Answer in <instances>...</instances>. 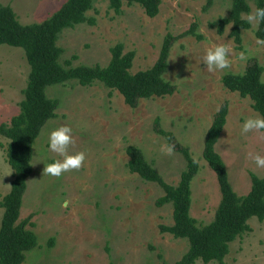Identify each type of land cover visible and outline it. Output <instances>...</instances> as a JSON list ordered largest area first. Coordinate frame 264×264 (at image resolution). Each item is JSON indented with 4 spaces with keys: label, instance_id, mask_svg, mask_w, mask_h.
Returning <instances> with one entry per match:
<instances>
[{
    "label": "rangeland",
    "instance_id": "1",
    "mask_svg": "<svg viewBox=\"0 0 264 264\" xmlns=\"http://www.w3.org/2000/svg\"><path fill=\"white\" fill-rule=\"evenodd\" d=\"M64 0H0L9 4L21 23L39 22ZM161 0L159 12L147 16L137 3H123L119 12L106 0H95L86 14L93 24L78 23L64 28L57 39L62 48L60 62L72 65H105L110 47L123 45L134 53L131 72L150 67L156 60L166 34L173 35L163 77L175 85L171 94L139 99L129 106L122 95L95 81L81 85L70 79L48 85L47 96L57 99L55 116L42 126L32 144V171L18 220L31 215L36 245L25 251L20 264H175L187 250L185 238L159 229L172 224V205H157L162 187L128 170L127 145L138 146L145 159L168 183L176 184L186 161L176 148L168 153L166 139L155 131H171L198 162L191 180L190 215L197 224L210 222L220 200L214 171L202 157L205 132L220 105L227 103L226 122L215 143L237 194L250 188V172L264 176L252 156H264V131L241 133L247 117L259 115L249 97L240 96L222 84L227 72L241 73L257 61L264 79V43H257L249 24L240 30V41L231 35V23L219 33L210 22L226 16L229 0ZM250 11L255 10L249 1ZM247 12V13H249ZM247 13L242 14V17ZM194 25V32L186 31ZM195 34H198V38ZM261 41V40H259ZM228 43L230 68L208 71L202 57L208 48ZM247 56L239 59V53ZM74 55V56H73ZM29 72L24 50L0 44V122H8L19 111ZM260 116V115H259ZM72 129L69 153H85L79 169L54 177L43 173L44 163L62 159L47 150V133L58 126ZM8 139L0 135V200L11 185L12 168L6 158ZM43 161V162H42ZM10 173V174H9ZM3 207L0 206V220ZM250 229L229 243L225 264H264V218L248 220ZM192 264H219L196 260Z\"/></svg>",
    "mask_w": 264,
    "mask_h": 264
},
{
    "label": "trees",
    "instance_id": "2",
    "mask_svg": "<svg viewBox=\"0 0 264 264\" xmlns=\"http://www.w3.org/2000/svg\"><path fill=\"white\" fill-rule=\"evenodd\" d=\"M95 0H64L48 17L32 23H21L9 4L0 3V44L22 47L29 72L23 97L19 101V111L8 122H0V135L6 137V158L12 168V180L9 191L0 200L3 213L0 220V264H20L25 251L36 245L31 215L18 220L22 195L26 188V179L32 171V144L45 122L55 116L57 99L47 96L48 85L73 79L81 85H90L95 81L118 91L126 104L136 106L139 99L152 96H164L175 90V85L163 77L167 67L169 50L173 35L166 34L159 54L154 63L136 72H131L134 53L123 51V45L116 43L110 47L107 64L72 65L65 64L59 58L62 48L57 44L60 32L64 28L78 23L93 24L95 19L86 14ZM108 6L119 12L123 3H137L147 16L153 17L159 12L161 0H106ZM230 8L226 16L212 22L219 33L226 24L231 23V35L240 41V30L249 24L242 14L250 11L249 1L255 8L264 7V0H229ZM212 0H206L204 8ZM187 32H194L192 25ZM198 38L200 36L195 34ZM255 36L264 41V21L255 29ZM74 56V55H73ZM262 66L257 61L247 64L241 73L227 72L222 75V84L240 96L251 99L252 108L264 117V83H261ZM227 103L220 105L208 126L203 142L202 157L214 171L220 190V200L212 220L199 225L190 215L191 180L199 169L198 162L189 149L181 145L171 131L160 127L155 120V131L162 135L168 145L183 155L186 164L180 172L176 184L166 182L157 170L144 157L142 150L129 144L125 148L128 156L126 165L130 172L141 178L159 184L163 194L156 199L157 205L171 203L172 224L159 226L160 231L169 232L174 237L185 238L188 242L186 252L175 264H192L196 260L204 263L216 261L224 263L229 251V243L242 232L250 229L248 220L264 218V176L250 172V188L242 195L237 194L228 178V170L215 143L226 122ZM264 131V130H263Z\"/></svg>",
    "mask_w": 264,
    "mask_h": 264
},
{
    "label": "clouds",
    "instance_id": "3",
    "mask_svg": "<svg viewBox=\"0 0 264 264\" xmlns=\"http://www.w3.org/2000/svg\"><path fill=\"white\" fill-rule=\"evenodd\" d=\"M247 23L253 27H259L261 21H264V7H257L253 12H249L243 16ZM264 43V41H257ZM232 48L228 43H219L214 47L208 48L203 57L202 62L208 71L226 70L230 68V55ZM239 59L245 61L247 56L244 52L239 53ZM264 83V79H261ZM251 130H264V117L259 115L255 117H247L241 126V133H248ZM72 129L67 125H61L51 129L47 133V150L59 154L62 159H56L52 162H43V173L59 177L62 173L72 169H79L85 160V153L78 151L74 154L69 153V146L73 143ZM168 153L173 151V146L166 148ZM255 165L258 168H264V156L256 154L252 156ZM10 174V173H9Z\"/></svg>",
    "mask_w": 264,
    "mask_h": 264
}]
</instances>
